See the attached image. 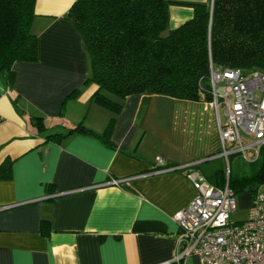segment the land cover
<instances>
[{
    "label": "crops",
    "instance_id": "crops-1",
    "mask_svg": "<svg viewBox=\"0 0 264 264\" xmlns=\"http://www.w3.org/2000/svg\"><path fill=\"white\" fill-rule=\"evenodd\" d=\"M73 1L36 0L38 59L14 63L13 91L0 76V165L11 162L10 177L0 179V205L8 206L0 211V264H202L196 255L176 258L181 231L174 214L196 194L186 172L144 174L158 158L203 174L198 165L219 151L209 98L135 93L122 101L110 144L81 132L46 138L81 120L101 134L112 115L91 101L97 86L88 80L90 58L65 17ZM192 13L171 4L168 29ZM29 115L42 116L46 129L32 126ZM137 174L119 186L101 185ZM44 220L48 234L40 232Z\"/></svg>",
    "mask_w": 264,
    "mask_h": 264
},
{
    "label": "trees",
    "instance_id": "trees-1",
    "mask_svg": "<svg viewBox=\"0 0 264 264\" xmlns=\"http://www.w3.org/2000/svg\"><path fill=\"white\" fill-rule=\"evenodd\" d=\"M174 3L191 6L193 13L161 38ZM35 4L36 0H0V76L10 91L16 77L14 63L38 59V38L31 29ZM65 17L80 34L90 58L88 80L97 86L91 101L112 115L101 134L81 120L65 133L47 134V139L81 132L110 144L126 96L150 92L196 101L199 84L207 85L210 61L217 67L264 73V0H74ZM74 95L75 91L69 96ZM12 100L17 107V96ZM28 119L37 130L46 129L42 116ZM209 161L198 167L204 165L200 170L207 180L223 187V159ZM247 163L239 171L230 170L229 185L238 194L259 184L248 191L253 197L264 186V146L257 159ZM10 173L11 162L6 160L0 165V179ZM49 231V221L44 220L40 232Z\"/></svg>",
    "mask_w": 264,
    "mask_h": 264
},
{
    "label": "built area",
    "instance_id": "built-area-1",
    "mask_svg": "<svg viewBox=\"0 0 264 264\" xmlns=\"http://www.w3.org/2000/svg\"><path fill=\"white\" fill-rule=\"evenodd\" d=\"M199 93L216 110L219 151L212 158L224 161V186L213 185L191 165H169L161 158L144 175L183 169L196 190L188 204L174 214L181 231L176 258L196 255L202 264H264V190L251 197L246 217L234 221L232 214L238 206L229 185L230 157L241 155L252 162L264 146V73H244L210 61L207 85L200 83ZM3 120L0 114V122ZM140 175L111 177L101 185L119 186ZM7 207L0 205V211Z\"/></svg>",
    "mask_w": 264,
    "mask_h": 264
},
{
    "label": "rangeland",
    "instance_id": "rangeland-1",
    "mask_svg": "<svg viewBox=\"0 0 264 264\" xmlns=\"http://www.w3.org/2000/svg\"><path fill=\"white\" fill-rule=\"evenodd\" d=\"M221 115V120L224 121V115L221 111L220 113ZM229 163H230V170L231 173H234L235 171H239L242 168H246L247 167V161L244 160V158L241 155H233L230 157L229 159ZM245 192H240L238 194H236V199H237V209L235 210V212H233L232 214V220L234 221H240L242 219H244L247 215V199H243L244 201H241V198L245 196Z\"/></svg>",
    "mask_w": 264,
    "mask_h": 264
},
{
    "label": "water",
    "instance_id": "water-1",
    "mask_svg": "<svg viewBox=\"0 0 264 264\" xmlns=\"http://www.w3.org/2000/svg\"><path fill=\"white\" fill-rule=\"evenodd\" d=\"M169 33H170V29L167 28L164 31L160 32L159 36L161 38H165V37H167L169 35ZM258 187H259V184H255L254 187L248 186V187L245 188V191L254 190V189H257Z\"/></svg>",
    "mask_w": 264,
    "mask_h": 264
}]
</instances>
